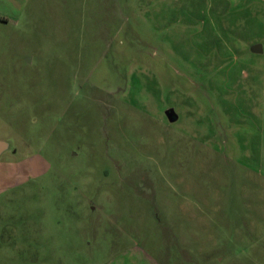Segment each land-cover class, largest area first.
<instances>
[{
  "label": "rangeland",
  "instance_id": "obj_1",
  "mask_svg": "<svg viewBox=\"0 0 264 264\" xmlns=\"http://www.w3.org/2000/svg\"><path fill=\"white\" fill-rule=\"evenodd\" d=\"M0 139V264H264V0H0Z\"/></svg>",
  "mask_w": 264,
  "mask_h": 264
},
{
  "label": "water",
  "instance_id": "obj_2",
  "mask_svg": "<svg viewBox=\"0 0 264 264\" xmlns=\"http://www.w3.org/2000/svg\"><path fill=\"white\" fill-rule=\"evenodd\" d=\"M259 46V45H258ZM258 46H256L255 50L258 51ZM10 147V143L7 140L0 139V154L7 150Z\"/></svg>",
  "mask_w": 264,
  "mask_h": 264
},
{
  "label": "crops",
  "instance_id": "obj_3",
  "mask_svg": "<svg viewBox=\"0 0 264 264\" xmlns=\"http://www.w3.org/2000/svg\"><path fill=\"white\" fill-rule=\"evenodd\" d=\"M2 154V153H1ZM9 174V173H8ZM17 175H19V172H17Z\"/></svg>",
  "mask_w": 264,
  "mask_h": 264
}]
</instances>
